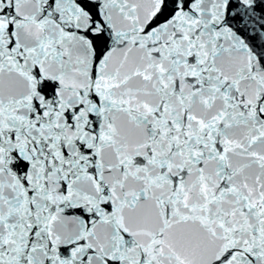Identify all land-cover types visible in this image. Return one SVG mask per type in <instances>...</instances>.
Listing matches in <instances>:
<instances>
[{
  "label": "snow or ice",
  "instance_id": "1",
  "mask_svg": "<svg viewBox=\"0 0 264 264\" xmlns=\"http://www.w3.org/2000/svg\"><path fill=\"white\" fill-rule=\"evenodd\" d=\"M0 264H264V0H0Z\"/></svg>",
  "mask_w": 264,
  "mask_h": 264
}]
</instances>
